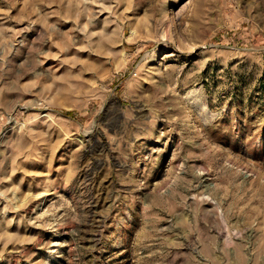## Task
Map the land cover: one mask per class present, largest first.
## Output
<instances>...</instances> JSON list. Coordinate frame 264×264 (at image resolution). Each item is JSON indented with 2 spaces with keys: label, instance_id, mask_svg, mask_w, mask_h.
Wrapping results in <instances>:
<instances>
[{
  "label": "rangeland",
  "instance_id": "374dc122",
  "mask_svg": "<svg viewBox=\"0 0 264 264\" xmlns=\"http://www.w3.org/2000/svg\"><path fill=\"white\" fill-rule=\"evenodd\" d=\"M0 264H264V0H0Z\"/></svg>",
  "mask_w": 264,
  "mask_h": 264
}]
</instances>
